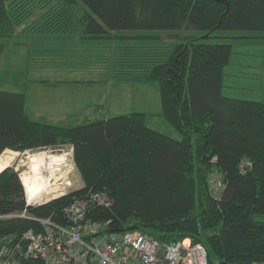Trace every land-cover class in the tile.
<instances>
[{
	"label": "trees",
	"instance_id": "16d2710c",
	"mask_svg": "<svg viewBox=\"0 0 264 264\" xmlns=\"http://www.w3.org/2000/svg\"><path fill=\"white\" fill-rule=\"evenodd\" d=\"M33 1L0 0V56L35 11L45 8ZM59 2L43 14L41 29L71 31L68 14L81 7L83 40L133 44L115 62L116 77L158 83L162 116L181 139L147 127L143 113L76 126L35 121L24 93L0 90V157L70 145L83 182L77 191L31 207L18 173L3 171L0 247L5 240L11 250L20 243V264H46L25 259L22 236L41 229L37 219L63 220L66 206L94 192L113 200L89 215L108 222L111 232H141L161 242L191 239L206 248L207 264H264V222L255 219L264 215V102L225 97L232 47L202 41L215 31H264V0ZM154 31L206 36H186L162 54L135 46L152 39L139 33ZM217 174L223 186L213 196L210 181Z\"/></svg>",
	"mask_w": 264,
	"mask_h": 264
},
{
	"label": "rangeland",
	"instance_id": "374dc122",
	"mask_svg": "<svg viewBox=\"0 0 264 264\" xmlns=\"http://www.w3.org/2000/svg\"><path fill=\"white\" fill-rule=\"evenodd\" d=\"M33 2H35V5L38 6L37 8L41 7L42 5H45V8L43 10H36L31 19L24 26L36 24L37 21L40 20V18L41 20L43 19V14L50 8L60 7V5L58 4L60 3L59 0H34ZM81 9V7L73 9L71 14H68L69 17L71 16L70 26L72 25V28L70 29L72 32H75L73 34L76 39L78 38L77 35L79 31L78 18L81 16L80 13L83 12L81 11ZM139 34H149V36H152V39H142L140 41H137L135 42L137 43L135 46H138L140 49H146L149 52H156L160 54L170 51V49L176 43H184L186 41V36H206V33L202 31H154L145 33L142 32ZM210 36V39L205 37L202 41H205L207 43H225L230 44L232 47L230 62L224 69L223 95L233 99L264 102V31H215L212 32ZM15 39L16 38H14V41L12 40V42L8 44V46L0 56V90L24 93L27 98L26 112L33 120H44L42 118H45L46 120L49 119L48 121H52L55 123L62 122L63 118L70 113L69 107H72L69 106L70 104L76 103V105L79 106L81 104L86 105L87 103H99V98L104 97L102 93L103 91L99 90L98 88L96 89V87L94 86L87 87V85L85 84L67 89L66 87H55L36 82L37 79H43L53 82L56 81V78H52V74L55 73H52L50 71L42 73L40 75V78L34 77L38 74L35 69L36 66H34V60H32L35 56L32 57V54L30 55L31 61L29 62L27 74L30 79H33V81L32 83L27 82L26 80L23 81L20 74H13V72L20 71L21 69H23L22 71L25 72L24 69L26 70L27 62L26 56L29 49L26 44L23 45V47H16L13 44V42H15ZM132 45L133 44L125 43V46ZM125 46L121 45L120 43H115L112 45L115 62L120 59L122 52H125ZM105 47L106 45L104 46V48ZM105 49L106 50H104L101 46L94 47L92 49V54L95 55V57L98 56L99 58L100 55L98 53L100 51L101 54H106V56L108 57L110 50L108 48ZM82 51H84L86 55L87 51H85L84 48H77V50L72 49L63 55H60L64 60L65 64L63 65V67L66 68L67 72H65L67 74L69 73L68 70H70V68L83 66L81 61H76V59H74L77 55H81ZM107 63L108 61H104V63L101 65L98 63L95 66V70H97V72L88 71L79 73L76 78L74 75L78 73L73 74L71 72V78L69 79H82L85 81L92 79L104 80L108 77L107 74L111 73V68L109 69L110 64L109 66H107ZM107 67L109 70L107 69ZM155 86L157 88L156 90L154 85H150L146 90V93L148 92L147 97L150 102L148 110L151 114L149 115V118L154 120V128H157L158 130L165 133H171L169 132V129L167 127H171L170 123L166 121L162 115L161 119L158 117V115L160 114L159 111H162L161 94L158 91L159 84L157 83ZM57 90H60V92L58 93ZM131 104L137 105V103ZM131 104L129 103L126 106L128 107ZM112 107L113 105L108 108L111 109L109 112L108 109L102 110L100 112L99 118L105 119L106 117H109L108 115H111L110 117H114L116 115H121L118 114L120 112H127V110H125V108H121V106H118L119 109L117 110ZM175 138L181 139V136L178 132L175 134ZM47 150L56 153L55 158L59 162L61 167H65V171L61 173L60 170V174L54 177V179L57 180V185L51 186L50 189H45L47 190L45 191V193H47L48 195L46 198L54 197L55 195H58L57 193L64 190L61 189V185L58 184L59 182H65L66 184L70 183V186L67 188L68 194L81 189L83 187V182L81 175L75 165L72 146L70 145L59 146L57 148L39 149L35 151H28L25 153L17 152L18 156L16 157L15 161L10 167L5 168V170L11 168L18 173L21 180L23 176H26L31 181H35V178L31 177V175L33 176V173L36 172L34 169L36 167V164L32 156H34L36 152H41V154H43V152ZM255 219L264 222V215H256ZM8 243L9 241H7L6 243L1 242V245L4 246Z\"/></svg>",
	"mask_w": 264,
	"mask_h": 264
},
{
	"label": "built area",
	"instance_id": "2783aa9c",
	"mask_svg": "<svg viewBox=\"0 0 264 264\" xmlns=\"http://www.w3.org/2000/svg\"><path fill=\"white\" fill-rule=\"evenodd\" d=\"M218 175V174H217ZM211 193L222 190L220 176L211 179ZM65 189L57 196L29 202L39 207L68 195ZM113 200L105 193L90 192L75 199L63 210V220L54 215L37 219L41 229L22 236L26 243L25 259H41L46 264H207L208 252L191 239L161 242L141 232H111L108 222L94 221L90 212L96 207L110 208ZM26 216V213L21 215ZM6 242V240L4 241ZM0 247V264H19L16 251Z\"/></svg>",
	"mask_w": 264,
	"mask_h": 264
},
{
	"label": "crops",
	"instance_id": "0c3cea01",
	"mask_svg": "<svg viewBox=\"0 0 264 264\" xmlns=\"http://www.w3.org/2000/svg\"><path fill=\"white\" fill-rule=\"evenodd\" d=\"M39 21V22H38ZM36 24L26 25L19 29L17 35L15 36V42L13 44L16 47H23V45L26 44L29 51H27V62H26V70L23 72L21 69L20 71L13 72V74H20L23 81L26 80L27 82L33 81V79H30L27 72L29 68V62L31 61V54L32 57L35 56L32 60H34V66L37 74L36 78H40V75L46 71H50L52 73V78H56V81L50 82L48 80L43 79H37L36 82L44 83L45 85L55 86V87H66L67 89L78 87L79 85H87V87L94 86L96 89L103 91V98H99V103H87L86 105L81 104L79 106L76 105V103H72L69 106V114L63 118L62 122H52L48 121L49 119L42 118L44 120H35V121H43L49 124L54 125H66V126H76L81 124H86L92 121L96 120H105L112 118L111 115H108L109 117H106L105 119H101L100 112L102 110L108 109L111 105H113L112 108H115V110L119 109L118 106H121V108H125L127 112H120L118 114L126 115L130 113H143L146 115L145 118V124L147 127L154 129L156 131H160L157 128L153 127V121L151 118H149V115L151 114L148 110L150 102L147 97L146 90L149 88L150 85H154L155 90L156 88V82H130V81H123L119 77H116L115 75V60L113 56V47L111 44L103 43V42H91L83 40L81 33L78 31V38L76 39L74 34L75 32L72 31H65V32H55V31H49L41 29V26L43 25L44 21L38 20ZM14 41V40H13ZM24 41V42H20ZM27 42V43H25ZM106 45L105 48H108L110 50L109 56L107 57L106 54H101L99 51L100 57H95V55L92 54V49L97 46L103 47ZM77 48H84L85 51H87L86 55L84 51H82L81 55H77L76 61H81L83 66L70 68L68 70V74L66 73V68L63 67L64 60L60 55L65 54L66 52L70 50H77ZM101 59V60H100ZM101 62H100V61ZM104 61H108L107 66H109V69L111 68V73L107 74L106 79H92V80H82V79H69L70 74H76L74 75L75 78L79 75V73L93 71L97 72L95 70L96 64H103ZM94 66V67H91ZM108 69V67H107ZM108 69V70H109ZM66 71V72H65ZM72 72V73H71ZM102 73V72H101ZM67 76V77H66ZM120 79V80H119ZM63 91V90H62ZM158 91L160 92V87L158 86ZM59 93L60 90H57ZM223 94H224V87H223ZM227 97V96H225ZM27 101V98H26ZM131 103H137V105H129L127 104ZM128 108V109H127ZM111 109H108V112ZM160 114L158 117L161 119L162 111H159ZM116 115V116H121ZM30 116V115H29ZM114 116V117H116ZM50 117V116H49ZM161 121V120H159ZM164 123V122H161ZM73 124V125H72ZM168 125V124H167ZM169 129V132L173 133H165L163 131H160L162 134L171 136L175 138V134L177 133L176 130L171 126H167ZM174 131V132H173ZM176 132V133H175Z\"/></svg>",
	"mask_w": 264,
	"mask_h": 264
},
{
	"label": "bare ground",
	"instance_id": "6f19581e",
	"mask_svg": "<svg viewBox=\"0 0 264 264\" xmlns=\"http://www.w3.org/2000/svg\"><path fill=\"white\" fill-rule=\"evenodd\" d=\"M17 156L18 154L16 152L6 151L0 158V173L5 170V168L10 167ZM55 156L56 153L49 150L44 151L43 154H41V152H36V154L32 156L36 164V167L34 168L36 172L33 173V176L31 175V177L35 178V181H31L26 176H23L21 180L25 189L27 201L38 202L40 200L48 199L46 198L48 195L45 193V191H47L45 189H50L51 186L57 185V180H55L54 177L60 174V170L61 173H63L65 167L60 166ZM58 184L61 185V189L64 190L70 186V183L66 184L65 182H59ZM63 191H60L57 194H60Z\"/></svg>",
	"mask_w": 264,
	"mask_h": 264
},
{
	"label": "water",
	"instance_id": "95a60500",
	"mask_svg": "<svg viewBox=\"0 0 264 264\" xmlns=\"http://www.w3.org/2000/svg\"><path fill=\"white\" fill-rule=\"evenodd\" d=\"M72 152H73V147H72Z\"/></svg>",
	"mask_w": 264,
	"mask_h": 264
}]
</instances>
